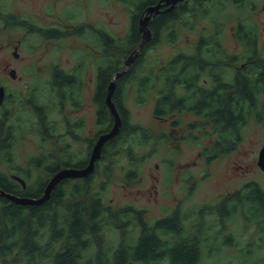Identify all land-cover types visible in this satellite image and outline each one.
Instances as JSON below:
<instances>
[{
	"label": "rangeland",
	"instance_id": "obj_1",
	"mask_svg": "<svg viewBox=\"0 0 264 264\" xmlns=\"http://www.w3.org/2000/svg\"><path fill=\"white\" fill-rule=\"evenodd\" d=\"M254 1L253 9L247 8L243 11L228 5V11L224 10L220 17L221 20H225L221 39L230 52L241 53L244 50V46L236 39L234 32L238 15L245 17L243 24H257L261 28L260 39L264 38V0ZM38 3L44 4L43 10ZM133 6L134 3L127 0H18L16 2L17 10L26 11L36 22L57 24L64 28H72L74 24L81 22L103 24L118 36L127 35ZM71 10L76 17H72L73 15L69 13ZM213 11L211 14L198 13L190 18L187 15L182 16L174 21L173 26L177 23L176 33L169 35L168 29L161 32L159 39L146 48L141 65L137 69L150 70L167 62L178 51L193 49L200 34L216 29L212 18ZM2 29L0 30V46L3 57L7 56L8 48L4 46ZM16 35L23 40L20 51L22 58H25L23 67L18 68L19 74L24 78L32 79L39 86L38 92L41 97L47 95L51 103L55 100L59 112L54 115L57 120L59 138L54 137L44 146H42L44 140L41 139L39 132L34 129L21 133L19 131L20 124L26 122L27 114L31 116V113L24 112L9 122L13 124L15 133L9 154L13 157V165H22L23 171L27 166L30 167V171H25V175L20 174L29 181L28 183H31L37 177H41L38 174L46 177L51 175L46 167L51 164L55 156L60 154L66 142L69 143L67 147L73 153L81 158L87 156L89 142L83 137H74L68 133L66 123L70 122L69 118L73 121L84 117L86 125L80 131L86 135L93 133L96 127L93 80L96 74L97 55L88 45L87 36L66 37L60 41L47 40L23 27H18ZM80 53H85L88 57V82L83 89V104L81 107L60 104L58 93L50 90L48 85L51 65L58 61L68 69L73 65L76 55ZM14 82L21 84L20 81ZM131 88L132 91L128 92L127 99V104L132 111L131 121L141 123L146 131L145 140L142 137L136 139V144L140 142L137 147L139 165L136 177L130 179L127 175L130 170V166L128 167L130 159L126 155L112 156L111 153L109 155L104 153L98 159V169L92 178V184L96 189L103 191L106 200L113 206L134 203L145 207L146 218L152 223L157 217L168 213L178 202H183L184 207L201 206L204 202L215 201L223 194H228L233 188L250 178L258 179L264 186V172L257 162L255 164L253 161L254 159L257 161L259 149L264 144V125L254 115L247 120L243 128V138L236 150L207 161L202 154V149L203 144L209 143L210 140L203 138L201 141H194L188 139L186 135L189 123L197 118L193 111L174 114V117L179 119V123L177 127H173L169 120L157 118L153 113L157 96L155 88L149 91L144 101H136L134 98L136 87L131 86ZM51 117L53 115L50 114ZM200 133L203 132L200 131ZM133 138L129 140L132 141ZM94 143L90 144L91 150ZM124 148H128L127 142ZM124 148L118 146L114 151L119 152ZM44 153L47 157L43 160H48V164L34 166L32 161L34 157ZM2 155L3 152H0V167L6 172H15L11 170L9 163L2 158ZM111 156L114 160L110 161L104 169L106 161ZM188 162L192 165V176L186 172ZM233 162L242 164L249 170L241 176H234L236 171L230 168ZM183 176L187 177L188 189L184 187L185 183L181 180ZM192 179L196 180V186L190 191ZM244 199L238 195L229 200L237 202L240 210L229 213L225 226L222 228L215 212L207 215V235L217 245L209 246L204 250L201 264H264V208L247 212ZM130 218L131 216H125L124 220L128 221ZM128 229L137 232L138 226L130 223ZM117 230L108 228L106 234L112 238L109 242L111 245L118 244L120 240Z\"/></svg>",
	"mask_w": 264,
	"mask_h": 264
},
{
	"label": "trees",
	"instance_id": "obj_2",
	"mask_svg": "<svg viewBox=\"0 0 264 264\" xmlns=\"http://www.w3.org/2000/svg\"><path fill=\"white\" fill-rule=\"evenodd\" d=\"M153 1L155 0L137 2L133 0L128 38H115V41L109 42V45L113 46L114 57L105 59L100 66L95 92L98 117L101 119H106L110 115L105 98L111 77L121 69L127 52H131L141 42L139 17L150 4L155 3ZM247 2L252 0H192L190 3L179 5L174 10L156 13L151 19L150 27L155 33L168 29V34L174 35L176 33L174 21L186 15L190 18L198 13L211 14L214 10L212 12L214 28L218 29L216 15L220 17L228 5L243 10L248 7ZM237 35L249 51L242 56L246 58L252 56L251 61L258 66V73L252 77H249L248 73L245 74L248 83L243 84L246 86L237 87L232 99L220 101L219 97L211 100L199 97L197 104L187 95L190 86L185 85V81L194 79V73L209 71L210 74H214L216 73L212 69L214 64L223 65L232 60L222 55L225 52L222 50L221 42L212 32L202 34L199 40L201 52L204 50L206 52L204 55L208 59L206 66L201 64L198 66L199 63L195 61L193 67H182V64H190L186 60L189 53L184 52L178 54V58L169 59L156 71L151 69L143 74L137 70L141 65L140 57L128 72L118 78L113 100L124 125L108 146L114 151L118 146L124 148V144L128 143L127 149L113 152L119 156L126 155L130 159L128 176H132L138 168L137 147L140 142L136 144V141L141 137L145 140L146 133L141 123L131 121L132 111L127 104L128 92L132 91L131 86L136 87L134 95L136 101H144L149 91L156 87L158 95L153 110L155 116L159 118L170 116L178 108H189L203 114L212 124L229 121L227 125L231 128V124L240 114H244L247 108L254 106V96L257 92H264V43H259L255 25L241 26L240 22ZM147 47L146 43L144 49ZM220 70L219 66L218 71ZM256 77L258 79L255 81ZM200 91L202 90H198ZM109 121L105 128L113 123L111 117ZM132 137L133 140H129ZM113 160L109 158L108 163ZM59 168L52 164L48 166L49 171H56ZM95 171L86 178L78 177L72 182H61L51 197L41 204L17 203L0 193V264H127L129 262L201 264L204 250L209 246L217 245L214 240L208 238L205 224L206 216L216 210L213 204H205L196 210H187L183 214L180 210H176L170 216L149 223L144 211L140 209L134 211L131 205L113 209V205L106 200L103 191L96 189L92 184ZM28 182L27 180L24 186L22 182L0 172V187L8 192L32 197H40L44 193L46 178L37 177L31 183ZM257 193L260 196H257ZM241 197L245 198L247 212L264 208V201L259 200L264 197V191L260 187L255 190L253 188L250 196L243 194ZM229 213L232 214L229 211L217 214L220 224H224ZM125 216L131 218L125 221ZM185 220H189L190 224H186ZM130 223L138 226L137 232L128 229ZM109 227L119 229L118 244H109L112 239L106 234Z\"/></svg>",
	"mask_w": 264,
	"mask_h": 264
},
{
	"label": "flooded vegetation",
	"instance_id": "obj_3",
	"mask_svg": "<svg viewBox=\"0 0 264 264\" xmlns=\"http://www.w3.org/2000/svg\"><path fill=\"white\" fill-rule=\"evenodd\" d=\"M17 1L18 0H0V30L3 27L2 29L3 30V33H2L3 42H4V46H7L8 48L7 56L2 57L1 56L2 47L0 46V152H3L2 158L5 159L9 163V167L11 168V170L15 171V172H6L0 167V172L4 173L5 175H7L9 178H12L13 180L20 181L17 178L19 176L25 180L23 175H21L20 173H23L25 175V171L26 172L30 171L29 166H27L23 171L21 169L23 167L22 165L21 166L13 165V162H12L13 157L9 154V150L12 149L13 138L15 135L13 124H9L11 119L16 118V116H19L24 112L31 113V116H28L27 114L26 122H23L20 124L19 131L21 133V132H26L30 129L31 130L34 129L35 131L39 132L41 134V135L39 134L41 136V139L44 140L43 141L44 143L42 146L46 145L48 141L52 140L54 137L59 138L58 136L60 135L58 132L57 124H56L57 120L54 117L55 114L59 113L57 109L56 101L54 100V103L53 102L51 103L47 95L44 97H41L38 92L39 86L35 84L32 79L24 78L21 74H19L18 68L23 67V65L25 64L24 63L25 58H22V53L20 51V47L23 44V40L22 38H17V35H16L18 31V27H23L27 29L29 32L39 34L43 39H47V40L53 39L55 41H60L66 37L77 38V36H80V37L87 36L89 38L88 45L90 46V48H92L95 51V55H97V62H95L96 74L93 80V82H95L93 101L95 104L96 127L93 133L86 135L80 131V129L84 128L86 125V120L84 117L74 119L73 121L71 118H69L70 122L66 123L68 133L72 134L74 137H80V138L83 137L86 141L89 142L88 143L89 149H88V154H87L88 157L85 156L81 158L77 154L73 153L67 147L69 146V143L66 142L64 147L61 148L60 154L55 156L53 158V161L51 162L52 165H56L60 168L56 171H51V170L49 171L48 166H47L46 168L51 174L49 177L38 174L39 176L46 178V184H47L50 177L52 178L53 175L62 168H65V167L82 168L86 166L89 162V158L93 150V149L91 150L90 144L92 145L95 142L93 145V148H94L99 136L102 133L104 134V133L109 132L113 128L115 118H114V115H113V112L110 106L107 103V95H106L105 101H106L110 115L106 119L105 118L101 119L98 117V112H97L98 107L95 101V92H96V87L98 84L100 66L102 65V63L105 62V59L114 57L113 46H110L109 42L115 41V38L127 39L128 33L130 31V25H129V31L127 30L126 36H121V35L118 36L114 34L106 25H103V24L96 25L93 23L81 22L78 24H74L72 28L71 27L64 28L57 24H43V23L36 22L34 18H32L26 11L17 10V7H16ZM127 1L133 2V0H127ZM137 1L138 0H136V2ZM160 1L161 0H155L153 1L155 3H152V4H156ZM190 2H192V0L178 1L172 10L177 8L179 5H184ZM247 3H248V7L246 6L245 9L247 8L253 9L255 7L254 0H252V2H247ZM38 4L40 5V9L43 10L44 4L42 3H38ZM168 6H169L168 4H165V2H163L161 11L168 10L167 9ZM228 8L229 7L227 6L225 10L228 11ZM236 9L239 11L245 10V9L242 10L240 8H236ZM69 13L73 15L72 17H76V15L73 14L72 10L69 11ZM145 14H146V11L143 13V15L142 14L141 15L144 16ZM155 14L152 15L151 19L154 17ZM141 17L139 18L141 19ZM220 17L217 16V20H216L218 21V29L213 30L212 33L215 34L221 42L222 50L225 52L222 55H225V57H227L229 60L230 59L232 60L229 61V63H225L223 65H219V63L214 64V66L212 67V69H214V71L216 72L214 74H210L209 71L207 72L202 71V72L194 73L195 75L194 79L190 81H185V85L190 86L189 92L187 93V95H189V98L197 104H199V97L205 98L206 100H211V99H214V97H219L220 101L232 99L235 96L237 87L248 83V80L246 79V77H244V75L248 73L250 75L249 77H252L258 73V66L255 63H253V61H251L252 56L250 55L248 58L242 56L245 52H249V51L247 47L244 45V43L242 42V40L237 35L239 24L241 22V26L244 25L243 18L245 17L244 16L241 17V15L237 16V17H240V19H237L236 17V27L234 30L236 39L240 41L242 45L244 46V50L241 53L230 52L226 49L221 39V34L223 33V30H224L223 24L225 20H221ZM151 19H150V22H151ZM150 22H149V26H150ZM245 24L255 25L258 31L259 43L260 44L264 43V38L260 39V29L261 28H259L258 25L255 23H245ZM176 26H177V23L175 24V28ZM263 30H264V25H263ZM152 33H153V37L149 41L146 42L148 46L152 45L159 39L160 33H155L153 30H152ZM141 36L143 38L142 31H141ZM155 36H156V39H155ZM0 38H1V32H0ZM201 38H202V34L198 36L193 49L188 50V51H178L174 54L172 58L177 57L178 54L180 55L186 52V53H189V56L187 57L186 60L190 64H186V65L182 64V67H186V66L193 67L194 66L193 63L195 61L199 63L198 66H201V65L206 66L208 63V59L204 55L206 52H204V50H202L201 52L200 42H199ZM145 45L140 50L135 60L131 62L130 64H126L125 61L126 59H128L130 54L135 53V50L137 49L138 45L134 47L133 50H131V52H127V54L124 57L125 59H124L121 69L117 70L112 75L109 84L111 83V81L113 80V78L116 76L118 72H123L120 76L124 75L126 72H128L130 67H132L133 64L138 59H140V57L143 59L145 50H146V48L144 49ZM12 47H13V50H11ZM11 55L13 56V58ZM87 59L88 57L85 53L77 54L73 65L68 69L65 68L58 61L52 63L49 74H48V77H49L48 85H49L50 90H54L58 93L60 104L64 103V104L71 105L72 107L82 106L83 89H84L86 82H88ZM161 65H158L155 68H151V69H154L156 71ZM219 66L221 69L220 71H218ZM140 71L141 69L138 70V72ZM141 72L145 74L146 72H149V70H143ZM120 76L115 78L116 82L118 81V78H120ZM257 79L258 77L255 78V81ZM15 80L20 81L21 84L19 85L16 84L14 82ZM243 86H246V85H243ZM154 88L156 89V87ZM203 88H205V90H203ZM198 90H202V91L198 92ZM47 91H49V89H47ZM107 91H109V85H108ZM156 92L158 95L157 89H156ZM254 97H255L254 106L253 107L250 106L249 108H247V111L244 114H240L238 119L234 123L231 124L232 126L231 128L228 127L227 125L229 121H221V122L212 124L207 121V118L204 117L203 114L198 113V111H196L195 109H189V108H185V109L178 108L170 116L162 118V119L169 120V122L172 124L173 127H177L179 123V119L174 117V114L183 112V111H188V112L193 111L196 114L197 118L189 123L187 127L188 133L186 134L187 138L190 140H194V141H199V140L201 141L203 140V138H208L210 141L207 144H203L202 154H204L207 161H210L224 153H230L238 148L239 142L243 138V128L251 115H254V117H256L258 121L264 125V92H261V93L257 92V94ZM112 99H113V96H112ZM153 113H154V110H153ZM50 114L53 115V117L50 118ZM110 117L112 118L113 123L111 124L110 127L108 125V128H109L108 129L105 127L107 126L108 123H110L109 121ZM123 125L124 123L122 124V127ZM206 126H209L210 128H205ZM122 127H121V130H122ZM200 131H202L203 133H200ZM112 139L114 138L108 139L103 145L102 156L104 155V153L105 155H109L110 153L112 156L115 155L114 153L112 154L111 146H108V143ZM2 140L6 141V143H3ZM263 146L264 144H262V146L260 147L259 153ZM259 153H258L257 161L256 159H254L253 161L255 162V164L257 162L260 169L264 172V168H262V166L259 164ZM112 156L110 158H112ZM45 157H47L46 153L41 154V156L34 157V159L32 160L33 163L35 164L34 166L47 165L48 160H43ZM107 164H108V161H106L105 165ZM186 165H187L186 172L191 175L192 165L189 162ZM129 166L131 167L130 162L128 163V167ZM97 168H95V170H97ZM230 168H234V170L236 171L234 176H241L245 171L249 170L248 168L244 167L242 164H238L236 162H233ZM78 177L86 178V177H89V175L88 176L67 177L63 179L61 182H65V181L72 182L74 180H77ZM128 177H130V179L136 177V171L134 175L128 176ZM181 180L185 183V186L183 185V183H181V185H183L186 189H188L187 177L183 176ZM26 181L27 180H25V182ZM195 186H196V180L192 179V184L190 185V191ZM257 187L262 188L264 191V186L261 184V182L258 179L250 178L243 184H240V186L233 188L228 194H223L221 197L217 198L215 201L204 202L203 205L213 204L215 206L214 208H216V210L214 211L216 213L215 214L216 216L219 212H222V211H229V212L234 213L240 210V206L238 205L237 202L229 201V200L235 197L236 196L235 194H238L240 197L243 194L250 196L252 189L254 188L255 190ZM0 191L8 192L7 190H4L2 187H0ZM256 195L258 196L259 193H257ZM263 199L264 197H262V199L259 198L261 202L264 201ZM126 205L127 206L131 205V209L134 211L135 209H140L144 211L145 218H146V215H147L146 208L138 206L134 203H127V204H122L118 206H113V209H116L121 206H126ZM203 205L184 207L183 202H178L174 207H172V209L168 213L157 217L152 223H154L159 218L172 215L176 210H180L181 213L183 214L187 210H196L197 208L202 207ZM209 214H212V213H209ZM146 220L149 222L147 218ZM185 223L190 224V221L185 220ZM225 223L226 221L224 222L223 225L220 224L221 228L225 226ZM205 224L207 226L206 218H205Z\"/></svg>",
	"mask_w": 264,
	"mask_h": 264
},
{
	"label": "water",
	"instance_id": "obj_4",
	"mask_svg": "<svg viewBox=\"0 0 264 264\" xmlns=\"http://www.w3.org/2000/svg\"><path fill=\"white\" fill-rule=\"evenodd\" d=\"M178 1H181V0H161L160 2L149 5L147 7L146 14L142 16L139 21L140 30L143 32V38L141 42L138 44L137 49L135 50V53L130 54L128 59H126L125 61L126 64H130L131 62H133L135 58L138 56L140 50L145 45V43L153 37L152 29L149 26V22H150L152 15L161 11L163 2L169 5L167 8L168 10L170 9L172 10ZM122 73L123 72H118L116 76L113 78V80L109 84V91L107 94V103L110 106L113 112L114 118H115L114 126L109 132L104 133V134L102 133L99 136L97 143L94 146L92 153L90 155L88 164L82 168L65 167L57 171L53 175V177L50 178L49 181L47 182L44 193L40 197L21 196V195L14 194L12 192L0 191L2 195H5L7 198L17 203L41 204L47 201L51 197L53 191L57 188L58 184L61 183L63 179L67 177L88 176L94 172L98 159L102 156L103 145L108 139L114 138L121 131V127L123 124L121 116L117 109V106L112 99V96L117 86V82L115 78L119 77ZM259 164L262 166V168H264V146L261 148L260 153H259ZM17 178L23 183L24 186H26V182L22 177L19 176Z\"/></svg>",
	"mask_w": 264,
	"mask_h": 264
}]
</instances>
